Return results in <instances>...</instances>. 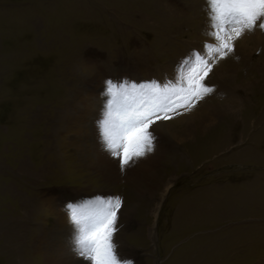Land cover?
I'll list each match as a JSON object with an SVG mask.
<instances>
[{"label":"rangeland","instance_id":"obj_1","mask_svg":"<svg viewBox=\"0 0 264 264\" xmlns=\"http://www.w3.org/2000/svg\"><path fill=\"white\" fill-rule=\"evenodd\" d=\"M209 16L208 0H0V264H88L68 205L97 196L122 199L114 239L134 264H264V29L220 58ZM193 53L213 91L152 126L163 157L140 185L105 181L106 80L186 83Z\"/></svg>","mask_w":264,"mask_h":264},{"label":"snow or ice","instance_id":"obj_2","mask_svg":"<svg viewBox=\"0 0 264 264\" xmlns=\"http://www.w3.org/2000/svg\"><path fill=\"white\" fill-rule=\"evenodd\" d=\"M212 35L218 45H206L210 53L224 58L234 46L231 43L246 31L264 29V0H208ZM223 33V35H222ZM195 65L180 82L161 83L155 79L145 82L108 79L105 92V118L101 123L106 149L118 158L122 170L153 152L157 145L154 129L157 121L172 119L178 109H189L213 89L203 83L212 69L209 59L193 53ZM186 59L184 63H188ZM123 206L120 197L100 196L77 207L68 205L72 222L78 229L73 251L88 264H134L123 258L114 237ZM84 209H87L85 211Z\"/></svg>","mask_w":264,"mask_h":264},{"label":"bare ground","instance_id":"obj_3","mask_svg":"<svg viewBox=\"0 0 264 264\" xmlns=\"http://www.w3.org/2000/svg\"><path fill=\"white\" fill-rule=\"evenodd\" d=\"M216 112H217V110L214 109L212 111V113L210 111H208L207 113L202 114L200 116V117H202V120H200V119L199 120L202 123V125L204 124L203 127L208 122H214V115H216ZM191 123H192V125H191ZM182 125H183V123H182ZM170 126H173V125H170ZM162 128H163L164 132L168 133L169 130L167 131L165 129V127H163V125H161L160 128H158V129H160L162 131ZM199 128L198 129L194 128L193 122H187V123H185V130H182L181 134H182V136H184V135L191 136L195 130L199 131ZM94 129L95 130H93V133L91 136V138H92L91 139V144H92L91 147H92V150L94 152L92 155V158L94 160L92 161L91 165H92V168L95 170V172H98L105 179V181H107L109 183H119V182L126 181L130 184H139L140 185V183L142 181H144V177H146L150 172H152L159 165V161L163 157V154H162L163 152L160 149L155 148V150L153 152L149 153L146 157L141 158L140 161L134 163L130 168H128L126 170H122L119 166L118 158L111 156L109 154L108 150L106 149V146H105V143H104L103 137H102L101 126L97 124V125H95ZM190 133H192V134H190ZM157 135H159V136H157ZM160 135L161 134L156 133L157 139L154 141L155 144L158 142L159 137H161ZM177 138H179V137H177ZM13 230L14 231H20V230H22V227L20 228V230H17V229H13ZM11 231L12 230H10V232ZM12 235L13 234L10 233V234H8V236H4V238L5 239L6 238L11 239L13 237ZM17 236L19 237V239H18L19 242H21L22 238H25L23 236V234L17 235ZM19 250H20V248H19ZM17 256H19V255H17ZM21 256H22V254H21ZM77 257H80V256L77 255Z\"/></svg>","mask_w":264,"mask_h":264}]
</instances>
